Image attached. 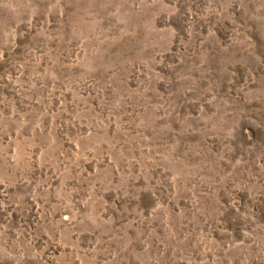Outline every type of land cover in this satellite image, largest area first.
Wrapping results in <instances>:
<instances>
[{
  "label": "rangeland",
  "instance_id": "1",
  "mask_svg": "<svg viewBox=\"0 0 264 264\" xmlns=\"http://www.w3.org/2000/svg\"><path fill=\"white\" fill-rule=\"evenodd\" d=\"M0 264H264V0H0Z\"/></svg>",
  "mask_w": 264,
  "mask_h": 264
}]
</instances>
